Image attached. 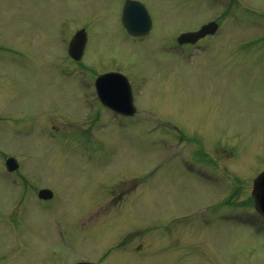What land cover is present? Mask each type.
<instances>
[{"label": "rangeland", "instance_id": "1", "mask_svg": "<svg viewBox=\"0 0 264 264\" xmlns=\"http://www.w3.org/2000/svg\"><path fill=\"white\" fill-rule=\"evenodd\" d=\"M139 1L143 38L123 27L124 0H0V264H264V228L235 218L264 168V0ZM213 19L193 55L160 50ZM80 27L77 63L66 39ZM108 69L142 115H107L93 81ZM209 160L238 178L200 176Z\"/></svg>", "mask_w": 264, "mask_h": 264}, {"label": "water", "instance_id": "2", "mask_svg": "<svg viewBox=\"0 0 264 264\" xmlns=\"http://www.w3.org/2000/svg\"><path fill=\"white\" fill-rule=\"evenodd\" d=\"M146 16H147L146 11L144 10L143 7L138 5L137 2L129 1V0L126 1L123 10V20L126 26L131 30V32H133L134 34H142L146 31V29L148 28ZM215 28H216L215 24L209 23L207 25H204L199 32L184 34L183 36H189V37L193 36V38H196L207 31L210 32L214 31ZM85 39L86 36L83 29L77 31L76 34L73 36L70 42L69 50H70V54L74 58L78 59L80 57L84 47ZM111 74L112 73H108L106 75H111ZM121 81L117 80V77L113 75L105 77L104 84L106 83V86L105 85L103 86L100 93L105 92L106 94H108V98H110L111 100H115L120 103L125 102V106H127L128 96L126 95L125 84ZM111 94H113V96H110ZM7 163L11 168H14L16 166V163L12 158L8 159ZM262 180H264V172L261 173L255 180L253 195L255 196L256 199L259 198V200L262 201L261 203L263 207L262 212L264 213V190L262 184H260ZM258 190L261 191L258 192ZM50 195L51 193L48 189H41L39 192V196L41 197H49Z\"/></svg>", "mask_w": 264, "mask_h": 264}, {"label": "flooded vegetation", "instance_id": "3", "mask_svg": "<svg viewBox=\"0 0 264 264\" xmlns=\"http://www.w3.org/2000/svg\"><path fill=\"white\" fill-rule=\"evenodd\" d=\"M52 198H50V199H48V200H51ZM48 200H46V201H48Z\"/></svg>", "mask_w": 264, "mask_h": 264}]
</instances>
